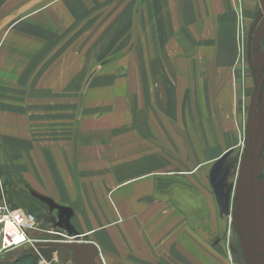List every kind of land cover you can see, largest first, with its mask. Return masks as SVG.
I'll use <instances>...</instances> for the list:
<instances>
[{
  "label": "crops",
  "instance_id": "0c3cea01",
  "mask_svg": "<svg viewBox=\"0 0 264 264\" xmlns=\"http://www.w3.org/2000/svg\"><path fill=\"white\" fill-rule=\"evenodd\" d=\"M42 1L0 0V15L23 13L8 23L15 26ZM139 1L131 0V26L143 32L133 40L128 66L107 68L104 59L92 70L73 127L50 140V150L60 148L66 159L51 169L49 187L53 200L69 212L65 232L76 236L35 237L81 247L70 250L67 262L54 253L52 264H243L241 254L256 264L253 254L264 249V184L256 181L264 174V139L251 147L250 124L262 119L243 113L248 127L241 130L245 84L219 74L228 66L222 56L200 51L202 28L209 35L216 30V0H204L207 15L198 17V25L200 0H147L138 8ZM257 61L263 69L264 54ZM50 106L49 124L57 126L63 120L58 104ZM234 150L240 173L248 159L261 154L263 165L247 169L254 181L244 182L241 212L224 213L236 185L228 168L225 176L219 173L230 165L234 176ZM59 172L65 174L58 177ZM233 232H254L253 244L240 238L239 250Z\"/></svg>",
  "mask_w": 264,
  "mask_h": 264
},
{
  "label": "rangeland",
  "instance_id": "374dc122",
  "mask_svg": "<svg viewBox=\"0 0 264 264\" xmlns=\"http://www.w3.org/2000/svg\"><path fill=\"white\" fill-rule=\"evenodd\" d=\"M146 1L140 0L138 8ZM200 4L205 8L204 0H200ZM216 5L217 12L212 13L217 20L216 30L209 35L202 28L204 39L200 51L222 56L223 63L228 66L220 67L219 74L225 75V79L230 74L237 84H245L244 88L242 86L244 95L240 98L244 102L240 107L241 130L248 127V122L245 124L243 120L244 114L254 112L262 119L260 124L255 121L250 124V145L257 147L264 139V67L258 69L255 65L260 64L257 60L264 54L263 10L259 0H216ZM35 8L40 9L15 26L8 23L23 13H9L6 18L0 15V181L3 183L0 199L9 204L12 199L16 200L19 207L13 208L29 206L31 211L34 209L32 213L37 218L38 228L29 229L30 236L43 238L52 234L65 240L64 235L75 237L77 232H65L68 231L65 219L69 212L53 200L49 185L51 169L55 170L57 162L65 165L66 158L60 148L50 150V140L56 133L73 127L77 110L80 113L77 108L88 74L104 59L109 63L105 66L107 68L127 67L128 54L134 50L133 40H138L137 31H140L141 38L143 29L138 27L134 32L131 26V0H43L25 12ZM206 15L205 11L195 14L197 25L198 17L203 20ZM247 88H250L249 95L245 93ZM229 101L231 104V98ZM56 102L58 115L63 119L57 126L49 124L54 111L50 103ZM238 153V150L232 152L230 163L233 166ZM261 153H264V147ZM262 157L261 154L248 159L242 173L234 166V176L230 165L221 167L219 175L225 176L224 170L228 168L227 175H231L236 185L234 193L229 195V203L225 204L224 213L226 210H241L245 198L241 195L244 182L249 178L254 181V173L250 174L247 169L257 162L262 166ZM64 174L59 172L58 177ZM52 175L56 177L57 173ZM256 181L264 184V174ZM230 223L229 219V226ZM260 233L264 239V232ZM253 234L233 232L232 243L241 250L240 238L253 244ZM26 251L22 248L15 250L4 256L0 264L15 260ZM94 252L101 263L97 247ZM256 253L253 261L259 263L261 260L264 264V249ZM241 256L243 264H250L247 255Z\"/></svg>",
  "mask_w": 264,
  "mask_h": 264
},
{
  "label": "built area",
  "instance_id": "2783aa9c",
  "mask_svg": "<svg viewBox=\"0 0 264 264\" xmlns=\"http://www.w3.org/2000/svg\"><path fill=\"white\" fill-rule=\"evenodd\" d=\"M0 187H3L0 181ZM3 191V190H2ZM38 221L35 215L22 208H13L0 199V260L11 250L31 249L39 256V264H52L40 251L41 245H48L49 239H39L29 235V229H36Z\"/></svg>",
  "mask_w": 264,
  "mask_h": 264
},
{
  "label": "water",
  "instance_id": "95a60500",
  "mask_svg": "<svg viewBox=\"0 0 264 264\" xmlns=\"http://www.w3.org/2000/svg\"><path fill=\"white\" fill-rule=\"evenodd\" d=\"M263 14H264V0H259ZM80 249L81 247L73 244L72 242H50L48 245H41L40 251L45 256V258L48 261H51L53 258V253H57L58 259L62 262H67L70 259V250L71 249ZM73 257L79 261L82 262L81 259L78 257L77 252L74 251ZM83 264V262H82Z\"/></svg>",
  "mask_w": 264,
  "mask_h": 264
},
{
  "label": "trees",
  "instance_id": "16d2710c",
  "mask_svg": "<svg viewBox=\"0 0 264 264\" xmlns=\"http://www.w3.org/2000/svg\"><path fill=\"white\" fill-rule=\"evenodd\" d=\"M19 193V192H18ZM12 203L10 202L11 204V207H14V206H18L19 205L17 204V201L16 200H13L12 199ZM28 207V208H27ZM25 209L30 212L31 211V208L29 206H27ZM17 208V207H15ZM33 209V208H32ZM34 210V209H33ZM32 210V211H33ZM32 211L30 213H32ZM33 214V213H32ZM34 215V214H33ZM3 264H39V256L38 254H36L35 252L33 251H29L27 249L26 252L20 254L15 260H11V261H8L6 263H3Z\"/></svg>",
  "mask_w": 264,
  "mask_h": 264
},
{
  "label": "flooded vegetation",
  "instance_id": "af4514ba",
  "mask_svg": "<svg viewBox=\"0 0 264 264\" xmlns=\"http://www.w3.org/2000/svg\"><path fill=\"white\" fill-rule=\"evenodd\" d=\"M256 254H257V253H256ZM259 263H260V261H259ZM259 263H258V264H259ZM256 264H257V261H256Z\"/></svg>",
  "mask_w": 264,
  "mask_h": 264
},
{
  "label": "bare ground",
  "instance_id": "6f19581e",
  "mask_svg": "<svg viewBox=\"0 0 264 264\" xmlns=\"http://www.w3.org/2000/svg\"><path fill=\"white\" fill-rule=\"evenodd\" d=\"M260 37V36H259Z\"/></svg>",
  "mask_w": 264,
  "mask_h": 264
}]
</instances>
